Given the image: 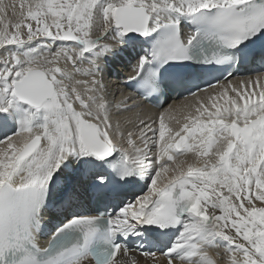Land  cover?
<instances>
[{
	"label": "snow or ice",
	"instance_id": "obj_1",
	"mask_svg": "<svg viewBox=\"0 0 264 264\" xmlns=\"http://www.w3.org/2000/svg\"><path fill=\"white\" fill-rule=\"evenodd\" d=\"M97 26L110 43L93 38ZM141 39L148 47L131 79L145 94L166 78L191 82L206 66H264V0H0V264H121L127 240L143 249L169 233L167 264H217L208 249L221 247L226 264H264V72L239 86L209 83L219 91L206 97L189 89L178 127L164 112L158 129L141 119L121 147L125 133L97 77L117 46ZM62 169L92 176L104 195L141 180L146 191L67 219L41 246Z\"/></svg>",
	"mask_w": 264,
	"mask_h": 264
},
{
	"label": "bare ground",
	"instance_id": "obj_2",
	"mask_svg": "<svg viewBox=\"0 0 264 264\" xmlns=\"http://www.w3.org/2000/svg\"><path fill=\"white\" fill-rule=\"evenodd\" d=\"M41 39H43V38H41ZM61 43L71 44L72 42H61ZM126 51H128V52L131 53V51L129 49H126ZM2 52H3V49H0V53H2ZM118 52H122V50H119ZM61 63H63V62H61ZM63 66H64V64H62V67ZM100 66L101 67H105L106 66V64L104 63V60H102L100 62ZM86 67H89V65H87ZM81 68H85V67H81ZM68 69H69V71H72L71 65L68 66ZM108 71L111 74H115L117 72V69H115V68H108ZM74 78L75 79H91L90 77H84V76H81V75H78V74L75 75ZM240 80H242V79H238L236 82L238 83ZM261 83H264V78H262ZM190 101H194V98H191L187 102H190ZM220 102L222 103L223 101H220ZM185 104H186V101L175 102V103H171V104L167 105L164 109H161V110H156V109H153V108L144 106V110H146L147 112H145V111L142 110L143 112H145L144 115H143V117H142V119L145 120L146 122H148L151 119V118H149L150 116L156 117L161 112H164V113H166V116H168V117L169 116L174 117V119H171V120L167 119L166 120V122L169 123V126L170 127H178V125H176V120L179 119V120L182 121V115H183L180 111H178V109L182 108ZM150 113H151V115H150ZM111 114L112 113L110 112V115ZM112 116L115 117V114H113ZM118 117L120 119L117 118V122H119V124H120V130H121L122 129V126H123L122 122L120 121L121 118H122V115H119ZM147 119H149V120H147ZM117 122L114 125H116ZM127 129H128V131H130V130L131 131H134L135 130L134 127L133 128H127ZM6 131L9 134H11V129H7ZM2 136H3V132H0V137H2ZM126 139H127V136L125 135V139L123 141H121V140H119V138H117V142H118V144L120 146L122 145L125 148H127L128 145L126 143ZM137 146L138 147H141V148L143 147V146H139L138 144H137ZM190 157L191 156H187V157L181 156V157L178 158V160L179 159H185V160H187V161L190 162ZM66 172H68V173L71 172L72 173V170L71 169H62L57 174L59 176V180L57 182H59V181L60 182H64V180H65V178H64L65 177V174L64 173H66ZM73 173H75V171ZM79 180H80V174H78V177H77L75 183H79ZM57 190L58 189L56 187H54L53 194L52 195H54ZM210 249H213V251H217L218 254H220V252H221L220 251L221 250L220 248H210ZM137 258L139 260V263L138 264H147V263H150L151 262L150 260L146 259L145 257H143L141 255H137ZM121 264H129V262H126V260L123 259Z\"/></svg>",
	"mask_w": 264,
	"mask_h": 264
},
{
	"label": "rangeland",
	"instance_id": "obj_3",
	"mask_svg": "<svg viewBox=\"0 0 264 264\" xmlns=\"http://www.w3.org/2000/svg\"><path fill=\"white\" fill-rule=\"evenodd\" d=\"M11 2V0H4V3L5 4H8V3H10ZM16 3L18 4L19 3V0H16ZM5 19L7 20V19H9V17H5ZM107 43H110V41H107ZM8 47H11V46H8ZM4 53V51L1 53V54H3ZM62 64L63 63H61V66H62ZM79 67H81V65H78ZM222 260H223V258H221ZM223 264H225V262L223 263Z\"/></svg>",
	"mask_w": 264,
	"mask_h": 264
}]
</instances>
